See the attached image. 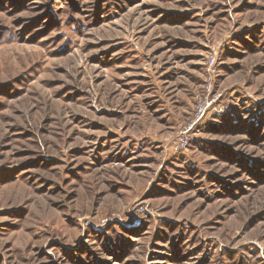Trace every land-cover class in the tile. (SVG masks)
<instances>
[{"label":"rangeland","instance_id":"374dc122","mask_svg":"<svg viewBox=\"0 0 264 264\" xmlns=\"http://www.w3.org/2000/svg\"><path fill=\"white\" fill-rule=\"evenodd\" d=\"M0 264H264V0H0Z\"/></svg>","mask_w":264,"mask_h":264}]
</instances>
